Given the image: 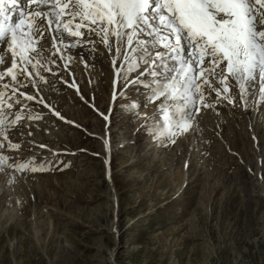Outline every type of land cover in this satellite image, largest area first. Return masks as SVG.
<instances>
[{"label": "rangeland", "instance_id": "rangeland-1", "mask_svg": "<svg viewBox=\"0 0 264 264\" xmlns=\"http://www.w3.org/2000/svg\"><path fill=\"white\" fill-rule=\"evenodd\" d=\"M98 48L93 61L85 51L89 70L73 67L96 106L57 80L63 70L51 78L45 72L41 87L64 119L44 107L46 127L25 119L30 127L10 130L20 148L9 156L44 168L16 173L11 184L13 170L0 171V264H264V125L254 129L264 103L246 111L233 81L235 106L218 104L221 115L203 109L195 130L166 145L140 127L143 117L119 107L123 101L113 103V67ZM90 70L103 73L98 86Z\"/></svg>", "mask_w": 264, "mask_h": 264}, {"label": "snow or ice", "instance_id": "snow-or-ice-1", "mask_svg": "<svg viewBox=\"0 0 264 264\" xmlns=\"http://www.w3.org/2000/svg\"><path fill=\"white\" fill-rule=\"evenodd\" d=\"M26 3L31 7L20 8L13 21L9 8L18 0H0V149L5 142L8 149H19L9 131L25 119L42 118L29 101L64 119L43 97V73L57 75L58 59L67 68L73 59L69 49L88 46L94 59L97 42L107 50L114 70L113 103L123 101L121 109L143 117L140 127L160 143L175 144L195 130L203 109H215L218 115V104L235 106L233 81L242 107L264 103V0ZM83 55L81 62L88 67ZM29 86L33 92L22 90ZM71 86L79 91L74 80ZM141 103L154 105L152 113L140 112ZM32 161L17 162L0 151V171L4 166L13 170L6 183H15L16 173L43 170V163Z\"/></svg>", "mask_w": 264, "mask_h": 264}, {"label": "bare ground", "instance_id": "bare-ground-1", "mask_svg": "<svg viewBox=\"0 0 264 264\" xmlns=\"http://www.w3.org/2000/svg\"><path fill=\"white\" fill-rule=\"evenodd\" d=\"M24 4H25V6L23 7L22 6V8H29V7H31V6H29V5H27V3H26V1L24 2ZM15 17H14V19H13V21H15L16 19H18V16H19V13H17V14H15L14 15ZM86 39H92V40H97L98 41V38L97 37H95V36H86L85 37ZM45 44H49L50 43V40H45V42H44ZM99 45H100V47H102V48H104L103 47V45L102 44H100L99 43ZM99 45H97L96 44V48L98 49V51H97V53H101L100 51H99ZM71 51H72V53H84V55H83V57H84V59H85V61H87L86 60V58H87V56H86V58H85V51L88 53L89 52V49H88V46H85L84 48H74V49H70ZM103 53V52H102ZM97 54H95V56H96ZM72 57H73V59H72V61H71V63H70V65L68 66L69 68H70V72H71V74L70 73H68L67 74V72H66V70H65V67L63 66V63L62 62H60L59 61V59H58V63H59V65H60V67H59V72H62V70L65 72V74H61L62 75V77H63V79H64V81H68V83H65L62 79H60L59 77H57V76H55V75H50V74H47V76H48V78H51L52 76H55L56 78H57V80L58 81H60V82H62V83H64L65 85H68V87L69 88H71L72 89V93L74 94V95H76V96H83V98L85 99L84 101L87 103L88 102V100H90V102H92L95 106L98 104L97 102H98V100H96V101H94L93 99H86V97L84 96V94L85 93H87V90L82 86V82L81 83H79L78 82V80H77V78H76V76H78V74H76V72L74 71V69L76 68H73L74 66H75V64L76 63H81L83 66L82 67H85V65L81 62V60H79V59H76L75 57H74V55H71ZM81 56V55H80ZM101 56V55H100ZM99 56V57H100ZM102 56L103 57H105V55L104 54H102ZM88 57H90V54L88 53ZM95 59V58H94ZM94 59H92V61L94 60ZM97 59V58H96ZM95 59V60H96ZM101 59V58H100ZM104 59V58H103ZM106 60H108L107 62L109 63V64H111V59H110V57H109V54H108V56H107V59ZM89 62V61H88ZM98 62H99V60H98ZM91 63V62H90ZM93 63V62H92ZM100 63V62H99ZM103 63V62H102ZM95 64V63H94ZM102 65V64H101ZM77 66V65H76ZM110 66V65H109ZM53 67H55V70H56V66H53ZM88 67H90L89 65H88ZM88 67H85L86 69H88ZM79 69V68H78ZM92 69H93V66H92ZM95 69V68H94ZM111 69V68H110ZM82 70H83V68H82ZM85 70V69H84ZM89 70V69H88ZM109 70V69H108ZM106 71V70H105ZM114 71V70H113ZM88 72V71H87ZM110 72V71H109ZM80 73V72H79ZM44 74V73H43ZM107 74V72L105 73V75ZM45 75V74H44ZM81 75V74H80ZM83 75V74H82ZM96 76V84L97 85H95V86H98L101 82H103V80H104V78H102L101 76H104L103 75V73H101V70H96V71H94V70H90V74H89V76ZM110 76H112V78H111V80L113 81V76H114V73L112 74V72L110 73ZM82 77V76H81ZM86 77V76H85ZM56 78H55V80H56ZM91 78V77H90ZM79 79H80V77H79ZM94 79V78H93ZM52 80H54V78L52 79ZM73 80L75 81V84L78 86V89H79V91H77V88L76 87H73V86H71L72 85V82H73ZM94 81V80H93ZM54 82V81H53ZM94 83V82H93ZM44 85V84H43ZM234 86H235V84H233ZM233 85L231 84V86L233 87ZM42 86V85H41ZM30 87V86H29ZM44 87V86H43ZM63 87V86H62ZM65 87V86H64ZM67 87V86H66ZM102 87V86H101ZM45 88V87H44ZM54 88V87H53ZM113 88V84H111L110 85V90ZM237 88V87H236ZM41 89H42V87H41ZM52 89V88H51ZM57 89V88H56ZM105 89V88H104ZM230 89H231V87H230ZM235 89V88H234ZM49 90V89H48ZM27 91L28 92H33V89L31 88V89H27ZM54 91V90H53ZM62 91V90H61ZM232 91H234V90H232ZM47 92H49L48 94L46 93V95H50V94H52L50 91H47ZM70 93V92H69ZM235 93V92H234ZM42 94H43V97H44V99L46 100V102L47 103H49L50 104V101L52 102V98L54 97V96H52V98H50V96L48 97V99H49V101H48V99H47V97H46V95L44 94V91H43V89H42ZM55 94H56V92H55ZM59 94V93H58ZM90 95H91V93H89ZM65 95V94H64ZM237 95H238V93H237ZM57 96H59V95H57ZM87 96V95H86ZM110 96V95H109ZM235 96V95H234ZM73 97V96H72ZM73 98H75V96L73 97ZM90 98V97H89ZM110 98V97H109ZM237 98V97H236ZM56 99V98H55ZM58 99V98H57ZM71 99V98H70ZM77 99V98H76ZM95 99V98H94ZM249 100H251V96H249ZM119 101V100H118ZM56 102H57V100H56ZM55 102V103H56ZM54 103V104H55ZM57 103H59V102H57ZM28 104L31 106V110L33 111V112H38V113H42V118L41 119H39V120H41V121H39V123H36L35 125L37 126V125H42V126H47V120H50V119H48V118H44V116H46L47 114H51V112L49 111V112H47L46 111V109H44V106L43 105H41V104H38V103H36L35 101H29L28 102ZM53 104V103H52ZM142 104L143 103H141V105L140 106H142ZM263 104V103H262ZM51 105V104H50ZM219 105H221V104H219ZM223 105V104H222ZM39 106V107H38ZM43 106V107H42ZM52 106V108L53 109H55V111H58L53 105H51ZM62 106V105H61ZM60 106V108L61 109H63L62 107ZM253 106V105H252ZM263 106V105H262ZM40 107H42L45 111H43L42 109H40ZM259 110L262 108L260 105H259ZM223 108V107H222ZM257 108H258V106H257ZM264 108V107H263ZM49 109V108H48ZM227 109V108H226ZM229 109V108H228ZM236 109V108H235ZM234 109V110H235ZM215 110V109H214ZM237 110V109H236ZM205 111H207V110H205ZM246 111H248L249 113L251 112L252 113V107L250 106V107H248L247 109H246ZM261 111V110H260ZM263 111H264V109H263ZM263 111H262V113H263ZM59 112V111H58ZM211 112V111H210ZM227 112V111H226ZM237 112V111H236ZM150 113V112H149ZM54 113H53V111H52V115L51 116H54L53 115ZM208 114V113H207ZM213 114V113H212ZM212 114H211V116H212ZM222 114H224V113H222ZM244 114H245V111H244ZM218 115H221V113L220 114H218ZM228 115H230V114H228ZM227 115V116H228ZM233 115V114H232ZM238 115V114H237ZM237 115H235V116H237ZM243 115V114H242ZM252 115H253V113H252ZM261 115V114H260ZM64 116V115H63ZM245 116V115H244ZM249 116V115H248ZM257 116V115H256ZM206 115H205V119H206ZM217 117V116H216ZM225 117H226V115H225ZM239 117V116H238ZM251 117V116H250ZM199 118H200V116H199ZM210 118V117H209ZM218 118V117H217ZM219 118H221V117H219ZM224 118V117H223ZM228 118V117H227ZM226 118V119H227ZM232 118V117H231ZM244 118V117H243ZM264 119V115L262 114L261 115V119ZM43 119H45V120H43ZM57 119V118H56ZM204 119V120H205ZM213 119V118H212ZM222 119V118H221ZM233 119V118H232ZM259 119V118H258ZM35 120V119H34ZM34 120H32V121H34ZM200 120V119H199ZM198 120V121H199ZM214 120V119H213ZM212 120V121H213ZM218 121L220 120V119H217ZM247 120V119H246ZM260 120V119H259ZM259 120H257V122H259ZM43 121V122H42ZM51 121V120H50ZM53 121V120H52ZM201 121V120H200ZM207 121H208V119H207ZM216 121V120H215ZM222 121V120H221ZM229 121V120H228ZM227 120L225 121V122H228ZM245 121V120H244ZM58 122V121H57ZM67 123H68V121H66ZM210 122V121H209ZM256 122V121H255ZM262 122V121H261ZM61 123H63V122H61ZM60 123V124H61ZM211 123V122H210ZM213 123V122H212ZM211 123V124H212ZM215 124H216V122H214ZM213 123V124H214ZM254 123V122H253ZM31 124V123H30ZM30 124H27V123H24V121H22V122H20L16 127H14V128H17L18 130H19V127H26L25 125H27V126H29ZM34 124V123H33ZM56 124V123H55ZM204 124V123H203ZM206 124V123H205ZM208 124V123H207ZM206 124V125H207ZM225 124V123H224ZM231 124H232V121H231ZM238 124V123H237ZM236 124V125H237ZM244 124V123H243ZM255 124V123H254ZM34 125V126H35ZM210 125V124H209ZM221 125H222V123H221ZM264 125V121L260 124V125H258V126H256L255 125V131L256 132H260L262 129H261V127ZM212 126V125H211ZM217 126V125H216ZM30 127V126H29ZM39 127V126H38ZM205 127V126H204ZM208 127V126H207ZM218 127V126H217ZM248 127V130H249V127H251V126H248V125H246V126H244L243 128L244 129H246ZM14 128H12V129H14ZM34 128V127H33ZM48 128V127H47ZM54 128V127H53ZM210 128V127H209ZM219 128V127H218ZM37 129V128H36ZM38 129H40V128H38ZM207 129V128H206ZM230 129V128H229ZM14 130H16V129H14ZM21 130V129H20ZM28 130H29V128H28ZM41 130V129H40ZM43 130V129H42ZM207 130H209V129H207ZM206 130V131H207ZM217 130V129H216ZM250 130H251V128H250ZM34 131V130H33ZM221 131V130H220ZM234 131V130H233ZM232 131V132H233ZM243 131V130H242ZM212 132V131H211ZM236 132V131H235ZM235 132H233V134H235ZM249 132V131H248ZM43 133V132H42ZM213 133V132H212ZM221 133V132H220ZM227 133V132H226ZM225 133V134H226ZM229 133H231V132H229ZM240 134H241V132H240ZM258 134V133H257ZM8 135H9V139H11L12 140V135H13V133H10V131H9V133H8ZM15 135V134H14ZM43 135V134H42ZM206 135V134H205ZM218 135V134H217ZM17 136V135H16ZM21 136H22V134H21ZM48 136V135H47ZM229 136H231L230 134H229ZM233 136V135H232ZM248 136H250V135H248ZM252 136V135H251ZM251 136H250V138H251ZM14 137V136H13ZM19 137V136H18ZM240 137V136H239ZM238 137V138H239ZM218 138V137H217ZM221 138V137H220ZM219 138V139H220ZM224 138H226V139H228L229 137H228V135L227 136H225ZM243 138H245V136L243 137ZM262 138V137H261ZM15 139V138H14ZM206 139V138H205ZM215 139V138H214ZM252 139V138H251ZM257 139H260V136H259V138H257ZM208 140V139H207ZM228 140H230V139H228ZM13 141V140H12ZM212 141V140H211ZM221 141V140H220ZM226 141V140H225ZM103 142H105L104 143V149H103V151H104V153H103V157L104 158H106L107 157V154H108V141H107V139H104V141ZM6 144H7V142H5ZM231 143V142H230ZM25 145V144H24ZM32 145H34V144H32ZM32 145L30 144L29 145V147L31 148L32 147ZM102 145V144H101ZM26 149V148H25ZM29 149V148H28ZM8 150H10V149H7V147H4L3 149H0V151H4V153L5 154H7V155H9V154H11ZM91 150V149H90ZM23 157H25V156H23ZM106 160H107V158H106ZM150 176V175H149ZM114 230V229H113Z\"/></svg>", "mask_w": 264, "mask_h": 264}]
</instances>
